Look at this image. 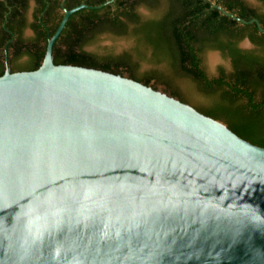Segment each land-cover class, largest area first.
<instances>
[{
  "label": "water",
  "instance_id": "water-1",
  "mask_svg": "<svg viewBox=\"0 0 264 264\" xmlns=\"http://www.w3.org/2000/svg\"><path fill=\"white\" fill-rule=\"evenodd\" d=\"M115 1L64 9L40 68L0 76V264H264V148L142 83L54 63L70 17Z\"/></svg>",
  "mask_w": 264,
  "mask_h": 264
},
{
  "label": "trees",
  "instance_id": "trees-1",
  "mask_svg": "<svg viewBox=\"0 0 264 264\" xmlns=\"http://www.w3.org/2000/svg\"><path fill=\"white\" fill-rule=\"evenodd\" d=\"M31 1H35L37 7L30 28L36 32L34 41L42 44L40 52L34 53L35 44L28 47L27 54L33 59V68L29 71H35L43 62L48 40L59 26L64 9L62 0H0V17L8 15L6 28L21 36L23 29L28 27L26 13ZM107 1L66 0L65 8L70 10L83 3L96 6ZM162 2H165V9L160 18L141 22L136 13L139 6L158 12ZM240 4L242 19L257 18L264 27V15L248 11ZM225 8L232 10L234 7ZM231 22L237 24L220 17L205 0H116L100 10L81 9L70 17L56 42L54 63L120 76L126 73L136 81L137 65L130 54L101 57L84 50L97 35L122 36L130 32L136 39L140 56L150 51L153 61L167 62L175 74L191 78L203 92L214 96L208 107L199 108L200 113L226 124L243 140L264 148V33L255 24L229 29ZM245 38L254 45L253 49L242 51L237 47V41ZM195 44L200 48L195 50ZM205 49H217L230 57L233 71L226 74L221 70L218 78L209 79L200 58ZM145 77L150 83L158 74L151 72ZM174 93L179 94L176 90Z\"/></svg>",
  "mask_w": 264,
  "mask_h": 264
},
{
  "label": "rangeland",
  "instance_id": "rangeland-1",
  "mask_svg": "<svg viewBox=\"0 0 264 264\" xmlns=\"http://www.w3.org/2000/svg\"><path fill=\"white\" fill-rule=\"evenodd\" d=\"M250 6L255 8L260 13L264 14V5L258 0H244ZM34 3L30 2L29 9L27 11L28 20L31 21L34 11ZM165 9V2H162L161 9L153 11L145 6H139L137 8V14L143 21L153 18V16L160 15ZM132 29V28H131ZM24 38L31 40L33 34L30 29L24 31ZM137 43L135 37L129 32L127 35L117 36L113 34H100L91 39L85 46L84 50L88 53L95 54L101 57L104 56H121L123 54H130L133 63L137 65L136 73L139 77H145L151 72H156L158 78L153 81L154 88L164 93L166 90H176L181 93L191 104L199 107H208L214 96L208 95L203 92L197 83L191 78L186 76L175 74L170 68L167 62H155L151 57V53L147 52L145 56H140L137 51ZM239 46L246 50L253 49V45L248 39H243L239 42ZM213 56L215 60L210 61L209 57ZM202 68L205 71L209 79H215L220 76V71L223 70L226 74H230L233 71L232 64L229 59L223 57L218 51L212 49H205L201 54ZM126 73L123 77L127 78ZM169 82L170 84H168ZM221 93V92H219ZM219 93L217 95H219Z\"/></svg>",
  "mask_w": 264,
  "mask_h": 264
},
{
  "label": "flooded vegetation",
  "instance_id": "flooded-vegetation-1",
  "mask_svg": "<svg viewBox=\"0 0 264 264\" xmlns=\"http://www.w3.org/2000/svg\"><path fill=\"white\" fill-rule=\"evenodd\" d=\"M205 1L209 2L211 4V9H216L219 12L220 17L223 16V17L229 18L232 21H236L237 24H233L232 22L230 23L229 29H234V28L247 26V25H244L241 22H239L237 20H234L233 18L224 15L220 9L214 8L213 4L218 6L221 9L225 10L226 12L235 15L237 18H240V19H242L240 17V14L242 12V10L240 8L241 7L240 3H242V7H244L246 10L249 11L251 9V10H254L258 15H264V14L260 13L259 11H257L252 6H250L244 0H239L240 2H238L236 0H205ZM258 1L261 4L264 5V2H262L260 0H258ZM31 2L34 3L35 8H34V11H33V14H32L31 21L28 20L27 13H26V23H27L28 27L23 29V32H22L21 36L16 31H13V30H11L9 28H6V21H7V17H8L7 14H3V16L0 17V74L1 73H5L7 68H9V70L12 73H15V72H26V71L31 70L33 68V59H32L31 54H27L28 47L31 46L32 44H35L34 53L35 52H40L42 44L40 42L34 41V38H36V32L32 28H30V25L34 22V13H35V9L37 7L35 1H31ZM65 2H66V0L65 1L62 0L63 9H66L65 8ZM225 6H233L234 8L232 10H226ZM63 12H64V10H63ZM136 13H137V11H136ZM163 13H164V11H163ZM162 14L158 15V16H153V18H149L148 20L150 21V20H153V19H158V18H160L162 16ZM255 19H257V18H255ZM140 20H141V22H144L142 19H140ZM145 21H147V20H145ZM249 25H251V24H249ZM27 28L30 29L31 33L33 34V38L31 40H27V39L24 38V31ZM245 39H248V38H245ZM248 41L250 42L249 39H248ZM239 42H240V40L237 41V47L240 50H242V51H248L246 49L241 48L239 46ZM253 47H254V45H253ZM199 48H200V45L199 44H195V50L199 49ZM212 50L218 51L223 57H225L223 52H221L220 50H217V49L216 50L212 49ZM202 53H203V51L200 53V58H201V54ZM225 58L230 60V62L232 64V67H233L232 59L230 57H225ZM127 78L134 79L130 75H127ZM137 78H138V79H136L137 82H140L142 84H145L146 86H149V87L155 89L154 86H153V81H151L149 83V81L147 82V78L146 77L144 78V77H139L138 76ZM164 93L167 94L168 96H171L173 98L178 99L182 103L187 104V105L193 107L194 109H196L197 111H199V107L191 104L181 93L175 94L174 90H171V89L166 90Z\"/></svg>",
  "mask_w": 264,
  "mask_h": 264
},
{
  "label": "bare ground",
  "instance_id": "bare-ground-1",
  "mask_svg": "<svg viewBox=\"0 0 264 264\" xmlns=\"http://www.w3.org/2000/svg\"><path fill=\"white\" fill-rule=\"evenodd\" d=\"M209 59L211 62H213L215 60V58L213 56H210Z\"/></svg>",
  "mask_w": 264,
  "mask_h": 264
}]
</instances>
